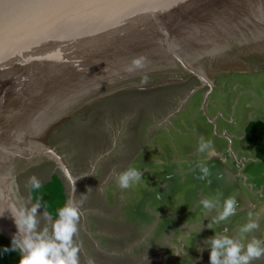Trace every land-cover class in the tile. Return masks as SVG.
<instances>
[{
    "label": "water",
    "instance_id": "water-1",
    "mask_svg": "<svg viewBox=\"0 0 264 264\" xmlns=\"http://www.w3.org/2000/svg\"><path fill=\"white\" fill-rule=\"evenodd\" d=\"M133 58L145 66L127 73ZM263 70L264 0H0V236L17 233L8 208H28L33 165L55 163L75 193L48 136L90 104L192 78L185 101L207 99L211 75Z\"/></svg>",
    "mask_w": 264,
    "mask_h": 264
},
{
    "label": "rangeland",
    "instance_id": "rangeland-1",
    "mask_svg": "<svg viewBox=\"0 0 264 264\" xmlns=\"http://www.w3.org/2000/svg\"><path fill=\"white\" fill-rule=\"evenodd\" d=\"M218 78L223 79L219 84L217 83ZM211 81L213 88L214 84L222 87L215 88L208 95L206 106L204 105L208 86L194 94L188 102L185 101L188 93L198 84L197 80L193 78L182 84L157 86L145 91H120L90 104L83 111L64 121L48 136L49 143H52L56 150L63 155L73 175L75 176L76 172L84 174V178H82L86 182L84 184L90 183L83 190L91 192H84L83 195L92 192L100 195L102 187L107 186L108 188L111 184L113 185L109 182L110 180L105 185L103 176L98 173L100 164L106 167L115 166V168L108 169L110 170L108 172L119 174L122 169H125L124 165L129 164V151H131V155H134L132 165L136 169L138 164H144L146 160L150 162L147 164L149 169L156 165L159 169L161 168L160 173L153 172L157 173V181L162 180V182H154L152 175L147 173L149 176H146L144 173L142 177L145 176L144 184L147 187L141 185L140 182L133 184L132 188L137 194L133 201L137 204L136 212L139 211V213L134 214V211H131L128 219L129 222H134L140 228V225H146L151 221L149 214L146 215L150 208L162 210L163 218L160 221L165 225V229L157 231L159 236L171 233L173 228L179 229L180 225L173 220V214L177 216L180 223L183 216L198 218L196 228L184 232V241L173 240L179 245V249L174 247V253H172L170 244L163 248V250H170L169 255L172 257H177V264H202V261L203 264H210L207 261L211 246L207 243L203 246L200 241L204 239L206 242L212 238L211 236H216L220 230L218 226H215L209 231H204L210 226L212 218L209 210L203 209L199 201L212 199L217 204H221L231 192L237 193L239 190H233L236 182L229 177L234 174L231 171L237 173L236 179L240 180V186L244 187L245 184H249L250 187H246L245 190L257 191V199L264 200V162L262 161L253 164L252 161L246 162L232 158L225 163L215 164L210 155L206 160L203 159L210 154L206 152L192 156V161L186 162L187 149L195 153L201 138L211 141L212 148L227 147L230 151L233 150L237 153L244 147L245 142L244 139L240 138L239 140L237 135L244 134L247 123L255 120L264 121V70L249 73H216L211 75ZM187 85L189 86L187 87ZM181 108L184 110L169 122L171 116ZM139 111L144 117V123L141 125L137 122L138 116L140 117ZM153 112H158V114ZM219 112L222 115L218 116ZM209 115L213 116L212 120ZM198 122L204 130L203 132L197 126ZM133 124L135 128L132 127ZM184 129H191L192 132L189 130L188 134H184ZM147 132L154 133L155 136L149 140ZM173 155L176 156V159L171 162ZM242 157L243 153L241 152L239 158ZM195 160H199V163L201 161L200 164L207 168L210 167L206 177L201 178L202 173L199 167L186 169L189 166L187 164L192 166ZM238 162L246 163L245 173L254 172L256 178H245L244 172L241 176L240 167L242 164H238ZM180 166L186 170L182 177L176 174ZM211 166H215V169H211ZM54 172L59 178H65L56 164L51 161L33 165L19 176L21 194L28 208L34 204L29 193V178L35 175L45 185ZM94 176L96 177L93 178ZM227 177L229 178L227 179ZM66 184L69 195V192L72 193V186L70 183ZM251 184L253 188H251ZM50 188L53 190L54 196L43 203L47 205V208L51 207L49 213L55 216L57 210L62 207L63 198L58 185H55L54 188L52 186L45 187V190L49 191ZM114 189L117 190L115 186ZM120 190L122 189L119 187L118 191ZM123 191L127 192L128 189H123ZM75 193L78 195L77 189ZM39 200H43V198L40 197ZM42 208L40 207L37 212L36 231L39 234L47 232L51 236L54 221L45 215ZM207 216L209 217L205 218ZM237 219L239 218L237 217ZM237 219L233 220V225ZM253 219L259 223V228L252 233H241L243 242L251 241L252 239L249 237L251 236L264 246V212L261 215L256 213V217ZM154 220H157L156 217ZM237 226L240 229L239 223ZM230 236L232 237V235ZM100 240L102 246L108 244L107 238L100 237ZM183 244H185L184 251H182ZM206 248L207 250H205ZM185 252H189V257H184ZM179 253L183 255V259L177 256ZM251 264H264V257L256 259Z\"/></svg>",
    "mask_w": 264,
    "mask_h": 264
},
{
    "label": "crops",
    "instance_id": "crops-1",
    "mask_svg": "<svg viewBox=\"0 0 264 264\" xmlns=\"http://www.w3.org/2000/svg\"><path fill=\"white\" fill-rule=\"evenodd\" d=\"M222 80L223 79L219 78L217 83L219 84ZM218 84L217 85L215 84L214 88H212L211 91H214L215 88L217 87H222L221 85H218ZM206 94H207V91H206ZM207 102H208V98L206 99L204 106L207 105ZM178 113L173 114L168 121L171 122L173 117H176ZM219 115H222L221 112H219L218 116ZM209 118L210 120H212L213 116L209 115ZM231 121H233V119H231ZM249 123H247L246 127L249 125ZM199 125L200 123L198 122L197 126L199 127V129H201V132H203L204 130H202V127ZM246 127H245L244 134H242L241 136L237 135L239 140L241 138V139H244L245 141L244 147L239 149L237 153L234 152L233 150L230 151L229 149H227V147L222 148V149L211 148L210 152H208L210 154H208V156H205L203 159L206 160V158L207 157L209 158V155H210L212 160H214L215 164L225 163L227 160L229 159L231 160L232 158H235L236 160L241 159V161L243 160L246 162L252 161L253 164L260 163L262 160L257 157L255 149L250 147L246 141ZM184 130H185L184 134H188L189 130L191 131V129H184ZM147 134H149L148 136L149 140H151V138L155 136L154 133L147 132ZM149 145H151V143H149ZM187 150L188 152H186V157H187L186 162L192 161V158H191L192 156L200 154L198 150L195 151V153L191 152L189 149ZM241 152L243 153V157L239 158ZM129 155H130L129 164L124 165L125 169H122V172L128 169L129 167H134L132 165V162L134 160V155H131V151H129ZM172 157H173V160L171 162H174L176 159V156L173 155ZM148 163L150 162L146 160L144 164H138L137 170L140 171L142 175L144 173L146 174V176H149L147 173L152 175L154 182H162V180L157 181V177H156L157 175L156 172L160 173L161 168L159 169L156 165L154 168L149 169L147 167ZM198 163H199V160H195L192 166L190 164H187L189 166L186 167V169L189 167L193 168L195 166L199 167V165H201L200 163L202 162L200 161V163L199 164ZM161 164L162 162L160 163V165ZM238 164H242V167H240L241 176L243 175V172H244L245 178H250V177L256 178V175L254 174V172L245 173L244 170L246 169V163L244 164L242 162H238ZM110 168H115V166L109 165L106 167L100 164V172L98 171V173L99 175L103 176V179L106 182L105 185H107L109 180H110L109 182L113 183V185L111 184L108 188L107 186L102 187L100 195H96L94 194V192H92V193L82 196V194L84 193L83 189H85L87 187L86 185H88L89 183L84 184L83 182L84 180H81L82 178H84V174L79 175V172H76V176L78 177L76 180V184H77L76 189L78 191V195L76 193L72 194L70 192L68 195L67 193L68 188H67L66 183H69V181L67 180L65 182L63 177H61V180L63 181V185L65 187V193L67 196L65 205L69 203H73V202L80 204V218H79V223H78V232L74 237V243L79 248V264H90V262L91 264H160V263L170 264V262L171 264H177V257L176 256L172 257L171 255H169L170 250L168 251L163 250V248L166 245L170 244V246L172 247L171 249L172 253H174V247L179 249V245H177L173 240L181 239L182 241H184V238H185L184 232L195 229L196 226L198 225V222L196 223L198 218L196 217L195 219L189 218V216L185 218L183 216V219L181 220V223H180L179 220H177V216L173 214L172 218L173 220L176 221L177 224L180 225L179 229L173 228L172 229L173 231H171V233L160 234L158 236L157 233L159 232L157 231H160V230L163 231L165 229V225H163L160 221L163 218L162 216L163 211L159 209L156 210L155 208L154 209L150 208L148 212L146 213V215L149 214V216L151 217V221L147 223L146 225H140L141 226L140 228L137 227L134 222H129V219H128V216L131 213V211H134L133 212L134 214L139 213V211L136 212V209L138 208V206L133 201V198L136 199L137 197V194H135L132 188L133 185L130 188H128L127 192H124L123 190L118 191L119 185L116 180V177L118 174L116 172H108L110 171L108 170ZM237 168H239V165H237ZM208 169L210 171V167H208ZM211 169H215V166L214 167L211 166ZM153 171H156V172H153ZM185 172L186 170L182 168V166H180L176 174L182 177V175H184ZM219 173L221 172L219 171ZM231 173H234V174H231V176L229 177L233 178L234 182H236V184L233 187V190H236V191L239 190L237 193L231 192L229 194V197L235 198L238 202L236 214L230 217L228 222L222 221L220 224H215L213 222V217L217 215L218 210L222 209V206H223V203L218 204L217 209L209 210V212L211 213L210 217L212 218V220L210 221L211 223L210 226L207 227L206 230L204 231H209L211 230L212 227L218 226L220 230L218 232V235H228L230 238L238 240L240 243L246 246L248 242L247 243L243 242V239L241 237V232L239 231L237 225L239 223L240 228H241L242 225L249 222V217L247 214L249 212H253L255 214L254 217H256V213L261 215L264 212V200L257 199L258 198L257 191L255 190L246 191L245 190L246 187H250V185L245 184L244 187L240 186V180L236 179L237 173L233 171H231ZM55 174H56L55 172L51 174L50 179H52V176ZM229 177H227V179ZM50 179H48L47 182ZM145 180L146 178L144 176L141 178L139 182L141 183V185L143 184L144 187H147V185L144 184ZM114 186L117 188V190L114 189ZM79 188L81 192L79 191ZM251 188H253L252 184H251ZM31 199L33 200L32 195H31ZM42 211L46 213L44 208H42ZM154 217H156L157 220H154ZM208 217L209 216L205 218H208ZM237 217L239 219H237ZM49 218L50 220H53V221L55 220L51 218L50 216ZM235 218L237 219V221L233 225V220ZM225 228L227 229V233H225L224 231ZM230 235H232V237ZM100 237L102 239L107 238L108 244L102 246ZM187 237L189 238L190 234ZM211 237H214V235ZM249 237L250 239H255V238H252L251 236ZM200 243L204 246L206 242L204 241V239H202ZM184 250H185V244H183V247H182V251ZM205 250H207V248ZM209 250L211 249L209 248ZM189 255H190L189 252H185L184 257L185 256L189 257ZM177 256L181 259L184 258L181 253H179ZM261 257H264V256H261ZM255 260L256 259H254L252 262H254ZM207 263H210V260H208ZM202 264H203V261H202Z\"/></svg>",
    "mask_w": 264,
    "mask_h": 264
},
{
    "label": "clouds",
    "instance_id": "clouds-1",
    "mask_svg": "<svg viewBox=\"0 0 264 264\" xmlns=\"http://www.w3.org/2000/svg\"><path fill=\"white\" fill-rule=\"evenodd\" d=\"M143 58H133L124 71L133 73L144 68ZM212 142L203 138L199 141L198 151L203 154L210 152ZM202 173L201 178L209 174L206 166L199 165ZM142 173L134 167H129L116 177L119 187L123 189L130 188L133 184L139 182ZM28 184L30 190L38 191L42 187L41 180L33 175L29 178ZM43 203L37 201L30 208L13 210L12 217L17 227V233L13 236L10 247H5L3 252L15 251L21 259L19 264H79V248L74 243V237L78 232V223L80 218V204L75 202L64 205L56 212L57 218L52 226V234L37 233V212ZM199 204L205 210L218 208L216 201L212 199H201ZM237 200L235 198H226L223 201L222 209H219L217 215L213 217L215 224L228 222L229 218L234 216L237 211ZM46 208L47 206L43 204ZM46 216L49 214L45 213ZM253 212L248 213L249 222L242 225L239 231L241 233H252L259 228ZM2 216V215H0ZM227 233V229H224ZM211 246L210 264H251L254 259L264 256V246L257 239H252L246 246L238 240L230 238L228 235H216L206 241ZM91 264V262H90Z\"/></svg>",
    "mask_w": 264,
    "mask_h": 264
},
{
    "label": "trees",
    "instance_id": "trees-1",
    "mask_svg": "<svg viewBox=\"0 0 264 264\" xmlns=\"http://www.w3.org/2000/svg\"><path fill=\"white\" fill-rule=\"evenodd\" d=\"M188 86L189 85H187V87ZM246 141L250 147L255 149L257 157L260 158L264 162V121L255 120L249 123V125L246 127ZM55 185L59 186L60 193L63 198L61 206L63 207L64 201L66 203L67 196L65 193V187L63 185V181L57 175H53L52 179L45 185H42L41 189L38 190V192L37 191L35 192L34 190H29L30 194L33 196L34 203H36L37 201H41L43 203L45 202V200H50L54 196V192L51 188L49 191H46L45 187L52 186V188H54ZM40 197L43 198V200H39ZM43 204L41 205V207H43L45 211H47V213L49 214L51 218L56 219L57 218L56 215L54 216L49 213V209L51 207L45 208ZM11 241H12L11 239L0 236V264H19L21 257L17 252L15 251L3 252L2 251L5 247L11 246Z\"/></svg>",
    "mask_w": 264,
    "mask_h": 264
},
{
    "label": "flooded vegetation",
    "instance_id": "flooded-vegetation-1",
    "mask_svg": "<svg viewBox=\"0 0 264 264\" xmlns=\"http://www.w3.org/2000/svg\"><path fill=\"white\" fill-rule=\"evenodd\" d=\"M219 79V78H218ZM154 114H158V112H153ZM142 113H140V111H139V115H140V117L138 116V120H137V122L139 123V125H141L142 123H144V117L141 115ZM173 119H174V117H173ZM172 119V120H173ZM136 122V123H137ZM132 127H134L135 128V126H134V124H133V126ZM131 128V127H130ZM100 172V171H99ZM76 175V174H75ZM80 175V174H79ZM96 177V176H95ZM95 177H93V178H95ZM82 180V179H81ZM64 181L66 182L67 181V179L66 178H64ZM85 181V180H84ZM83 181V182H84ZM84 183H86V182H84ZM90 184V183H89ZM84 192H91V191H86V190H84ZM80 193V192H79ZM82 194V193H81ZM82 196H83V194H82Z\"/></svg>",
    "mask_w": 264,
    "mask_h": 264
}]
</instances>
